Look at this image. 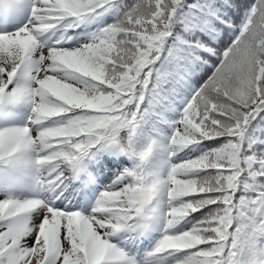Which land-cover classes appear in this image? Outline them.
I'll use <instances>...</instances> for the list:
<instances>
[{"label": "snow or ice", "instance_id": "snow-or-ice-1", "mask_svg": "<svg viewBox=\"0 0 264 264\" xmlns=\"http://www.w3.org/2000/svg\"><path fill=\"white\" fill-rule=\"evenodd\" d=\"M257 117L264 0H0V264H264Z\"/></svg>", "mask_w": 264, "mask_h": 264}, {"label": "trees", "instance_id": "trees-1", "mask_svg": "<svg viewBox=\"0 0 264 264\" xmlns=\"http://www.w3.org/2000/svg\"><path fill=\"white\" fill-rule=\"evenodd\" d=\"M193 3H199V0H192ZM252 2H255V0H252ZM102 19L106 20V21H95L93 24H90L87 26L86 29H83V31L85 32H89V31H94L96 30L97 28L99 27H103L105 24H110V23H113L114 20H115V17L112 16V15H107L105 17H103ZM185 19H186V22H192L193 20H199V17H196L192 12H189V13H186L185 14ZM80 32H81V29H77V38H82L83 40L86 39V36L85 35H80ZM82 40V41H83ZM74 43V42H72ZM197 79V77H193V80L195 81ZM146 103H148L146 101ZM183 104V99L180 98V97H177L176 99V106L174 108H172V112L170 113V119L168 120H172L173 118L175 119L177 116H178V108L181 107ZM161 116V114H160ZM163 121L165 120H162V119H159L157 121V123L159 124V126H164L165 123H163ZM257 121H259L260 123L257 124L256 121L253 122L254 126H256L257 128H260L261 126H264V120H261L260 117H257ZM164 131L166 132H169V128L167 127H164L163 128ZM170 133V132H169ZM128 161V160H127ZM130 163V161H128Z\"/></svg>", "mask_w": 264, "mask_h": 264}]
</instances>
